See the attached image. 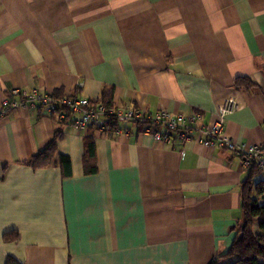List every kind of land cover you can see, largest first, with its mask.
<instances>
[{
    "label": "crops",
    "instance_id": "crops-1",
    "mask_svg": "<svg viewBox=\"0 0 264 264\" xmlns=\"http://www.w3.org/2000/svg\"><path fill=\"white\" fill-rule=\"evenodd\" d=\"M15 88L201 113V127L234 97L225 132L261 143L264 0H0V264H210L230 249L250 173L241 156L204 146L201 131L168 143L138 125L79 130L38 105L3 112ZM57 130L68 176L58 158L26 163Z\"/></svg>",
    "mask_w": 264,
    "mask_h": 264
},
{
    "label": "built area",
    "instance_id": "built-area-1",
    "mask_svg": "<svg viewBox=\"0 0 264 264\" xmlns=\"http://www.w3.org/2000/svg\"><path fill=\"white\" fill-rule=\"evenodd\" d=\"M38 105L58 122L79 130H85L90 125L102 132L114 128L117 133L129 132L123 125H138L147 123L143 132L152 134L157 140L172 142L174 137L182 143L196 138V131L202 132L200 142L206 147H222L238 154L243 159L246 169L256 167L264 172V141L261 143L239 142L225 132L228 115L237 109L234 97L227 98L218 108L216 119L207 126H198L201 113L185 115L170 113L161 109L155 113L134 106H121L114 103L93 101L84 97L56 96L44 93L38 89L27 90L15 88L9 98L2 100L3 112L18 107ZM116 124V126H112Z\"/></svg>",
    "mask_w": 264,
    "mask_h": 264
},
{
    "label": "trees",
    "instance_id": "trees-1",
    "mask_svg": "<svg viewBox=\"0 0 264 264\" xmlns=\"http://www.w3.org/2000/svg\"><path fill=\"white\" fill-rule=\"evenodd\" d=\"M236 84L241 87L250 89L254 86L246 77H238ZM107 104H111L112 102ZM67 125V122H59ZM147 123L138 124L140 131L145 130ZM113 127L116 124L112 125ZM88 128L96 129L95 125ZM62 135L61 130H57L54 138L50 143L34 154L26 161L27 164L34 168L48 167L55 163L56 158L65 171V176L71 174V160L68 156L60 154L57 151V139ZM84 170L86 173L97 171L95 164L96 145L94 136L87 134L84 138ZM247 179L242 184V220L238 225L237 234L230 249L219 258L214 259L210 264H220L223 259H232L229 264H264V179H257L261 173L256 167H252ZM258 223L260 233L253 230L254 224ZM18 234H7L5 239L15 240ZM5 264H23L14 256H8Z\"/></svg>",
    "mask_w": 264,
    "mask_h": 264
},
{
    "label": "rangeland",
    "instance_id": "rangeland-1",
    "mask_svg": "<svg viewBox=\"0 0 264 264\" xmlns=\"http://www.w3.org/2000/svg\"><path fill=\"white\" fill-rule=\"evenodd\" d=\"M260 178H264V173H260V174L257 176V179H260Z\"/></svg>",
    "mask_w": 264,
    "mask_h": 264
}]
</instances>
